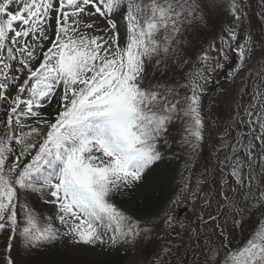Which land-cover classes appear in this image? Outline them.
Returning <instances> with one entry per match:
<instances>
[{
    "label": "snow or ice",
    "instance_id": "1",
    "mask_svg": "<svg viewBox=\"0 0 264 264\" xmlns=\"http://www.w3.org/2000/svg\"><path fill=\"white\" fill-rule=\"evenodd\" d=\"M248 7L228 0L227 37L189 61L184 37L211 22L196 0H0V264H40L63 241L92 264L97 246L153 243L138 264H264V84L223 132L203 103L213 74L264 61V0L258 39ZM169 67L181 78L156 80ZM206 143L216 166L162 210L114 202L169 154L191 171ZM189 197L199 203L185 224L171 209Z\"/></svg>",
    "mask_w": 264,
    "mask_h": 264
},
{
    "label": "rangeland",
    "instance_id": "2",
    "mask_svg": "<svg viewBox=\"0 0 264 264\" xmlns=\"http://www.w3.org/2000/svg\"><path fill=\"white\" fill-rule=\"evenodd\" d=\"M196 2L201 6L205 14V17L207 16L212 17L218 15V17L216 18L218 22L217 33L215 34L214 39L211 42H209L206 45V47H204V49H206L210 44H213L214 42L219 44L220 37L222 35L225 36V38L227 37V33L224 31V29L230 26L232 17L227 11L228 0H196ZM13 10L15 9L13 8ZM258 11H259V0H249L248 13L251 17L249 23L252 29L255 30L253 32V36L256 39L259 38V27L257 25ZM201 50L199 51V54L201 53ZM180 56L182 57V54H180ZM229 63L233 66L236 63H238L237 57L234 54L232 55ZM245 65L246 67L241 69L234 79H225L223 72L220 75L213 74V80L207 86L208 96L210 95L212 96V93H215L216 96L219 94V92L221 93V95L223 93L224 94L228 93L227 97H225L224 99H219L217 102H215V104L211 108H208V105L210 103L208 102L209 99H207V95L203 99V103L206 105V113H205L206 118L210 120L211 123L213 124H219L220 125L219 130L221 132H223L224 128L229 123V117H231L234 114V110L236 109L237 104L238 103L242 105L247 104V102L250 99V94L252 92L253 85L264 84V80H262V77H264V61H262L260 64H256L255 61L249 63L247 60H245ZM190 70L192 69L187 67H184L183 69L184 72H188ZM227 70L228 69L226 68L224 71ZM181 75L182 73L179 72L178 77L174 80H179L181 78ZM160 79L161 76L160 77L158 76L157 80L160 81ZM228 89H230V91H228ZM213 135L215 136L216 133H213ZM233 136H235V133H233ZM215 156L216 153L212 151L211 145L206 143L201 155L192 160L190 166L191 171L184 168L185 161L183 157H181L182 161L177 166L178 189L176 190L174 196L177 195L184 180L186 178H189V176H190V182L193 185V187L195 186L198 180H201L204 178V176H207L208 172L206 173V171L216 166ZM135 187H139V186L137 185ZM148 187L149 188L152 187L149 181L142 187V189H147ZM139 189L141 190V186L139 187ZM172 198H170V200ZM113 200H115L114 197ZM197 203H199V201H192L191 197H189V202L186 205L187 208L186 210L184 201L180 199L178 200L177 205L172 206L171 209L172 214L179 217L182 220V222L187 224L189 220L193 219L192 210L195 209ZM213 206H215V201H213ZM252 223H255V218L253 219ZM251 226H252L251 224L248 225V227ZM176 230L179 231V227H177ZM237 235L240 236V234ZM241 239L242 237L238 238L237 240L234 241V243H240ZM55 245L56 246L58 245V247H66L67 250L70 251L72 254L78 255L74 251V248L77 246L69 241L58 242ZM80 247H86V246L81 245ZM155 247L156 244L153 243L147 246V248L142 253H140L141 250H139L131 254L124 264H138V262L147 261L150 258L151 253ZM96 250L98 253L96 260L102 259L104 255L102 249L96 248ZM191 260H192V254L190 253L188 254V261Z\"/></svg>",
    "mask_w": 264,
    "mask_h": 264
},
{
    "label": "trees",
    "instance_id": "3",
    "mask_svg": "<svg viewBox=\"0 0 264 264\" xmlns=\"http://www.w3.org/2000/svg\"><path fill=\"white\" fill-rule=\"evenodd\" d=\"M212 17H206V20L211 21L210 23L202 24L198 28L189 29L184 37L186 41V50L181 51L180 54H182L183 58L179 55V60L195 61L196 57L199 55V51L204 49V47L214 39V36L217 33L218 22L216 18L218 15ZM186 67L192 69V64L189 63ZM178 68L179 65H177V69ZM178 73V70H173L172 67H169L166 71H156L155 78L157 80L158 76H161L160 81H172L178 77ZM228 91H230V89H228ZM227 96L228 93H223L221 95L219 92L218 97H212V103L210 97L208 108H211L219 99H224ZM181 161L182 158L175 159L169 154L151 171L149 176V182L152 186L151 188L148 187L147 189L138 191L136 188L132 187L125 190L123 195L114 197V202L121 209H124L135 216H147L153 212L162 210L168 204L170 198L176 193L178 187L177 166ZM38 207L44 209L45 217L50 214V208H47L45 205L40 204ZM55 225L58 226L57 221L55 222ZM3 246V238H0V251L3 250ZM141 246L142 245L136 248L140 249ZM135 249L125 250L123 248H117L115 252H108L104 259L95 262V264H123L128 258L129 252ZM13 255L17 256V252L14 251ZM17 259L20 264H22L23 257L17 256ZM39 261L40 264H92L91 260L73 255L66 247H58V245H55L49 248L48 251L42 253L39 256Z\"/></svg>",
    "mask_w": 264,
    "mask_h": 264
}]
</instances>
